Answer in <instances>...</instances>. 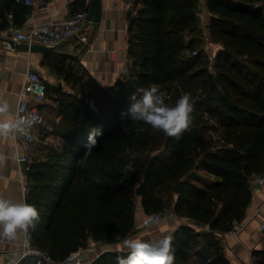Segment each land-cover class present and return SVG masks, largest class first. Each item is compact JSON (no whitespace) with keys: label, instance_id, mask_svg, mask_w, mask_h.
<instances>
[{"label":"trees","instance_id":"trees-1","mask_svg":"<svg viewBox=\"0 0 264 264\" xmlns=\"http://www.w3.org/2000/svg\"><path fill=\"white\" fill-rule=\"evenodd\" d=\"M79 2L73 12L86 4ZM205 2L210 15L203 26L200 0H143L130 16L128 72L110 88L89 91L70 66L59 63L77 85L53 88L59 117L53 133L62 141L45 157L34 156L27 172L25 199L40 212L35 248L61 260L91 237L122 241L136 228L142 195L146 212L172 207L187 220L171 232L172 264H230L219 235L245 219L253 181L264 171V0ZM29 9L24 0H0V29L22 27ZM151 84L170 103L191 92L194 119L178 138L122 116L130 97ZM92 127L103 134L83 158ZM215 130L218 139L206 137ZM150 147L158 151L141 172L139 153ZM127 252L107 249L89 264H116L115 257ZM16 264L49 262L29 254Z\"/></svg>","mask_w":264,"mask_h":264},{"label":"crops","instance_id":"crops-1","mask_svg":"<svg viewBox=\"0 0 264 264\" xmlns=\"http://www.w3.org/2000/svg\"><path fill=\"white\" fill-rule=\"evenodd\" d=\"M87 2V0H85ZM143 0H104L101 23L97 26L88 23L87 31L98 35L86 47L76 36L63 42L57 51L33 50L19 48L10 39L12 30L9 27L0 29V99H7L10 110L7 115L0 113V119L11 118L17 110L25 74L29 68L40 71L48 84L47 100L41 103L46 121L39 128L42 135L28 149L17 143L14 134L0 135V195L25 199L23 176L20 172L19 156L28 154L32 159L40 154L42 138L54 137L53 125L49 118L58 119L53 107L57 105L54 96L56 88L63 91L73 89L77 84L67 81L59 70V63L65 62L74 73L81 77L88 89L94 87H112L118 78L123 77L129 69L131 55L129 53L130 16L142 5ZM30 9L22 28L38 22L60 20L73 13L80 5L79 0H35L29 4ZM201 23L206 26L210 11L205 0H200ZM206 32L209 31L205 28ZM113 49H115L113 51ZM62 57V58H61ZM54 88V89H53ZM56 141V140H53ZM200 174H206L201 169ZM137 198V224L129 236L155 241L160 235L173 232L184 221L172 207L167 208L168 218L157 229L147 231L143 228L142 218L147 213L142 204V195ZM264 185L253 192L245 219L237 222L238 233L234 229L223 231L219 239L230 264H264ZM17 245L13 241L0 239V264H16L21 256L20 248L15 256L10 250ZM107 249H127L122 241L107 242L90 238L83 254L85 264H89L102 251Z\"/></svg>","mask_w":264,"mask_h":264},{"label":"clouds","instance_id":"clouds-1","mask_svg":"<svg viewBox=\"0 0 264 264\" xmlns=\"http://www.w3.org/2000/svg\"><path fill=\"white\" fill-rule=\"evenodd\" d=\"M130 100L131 103L122 112V116L146 122L152 128L163 130L169 136L178 138L183 130L192 125L194 104L190 91H184L175 103H170L159 93L157 87L151 84L141 87L139 95L133 94ZM9 110V101L0 99V113L7 115ZM37 119L38 117L31 113H17L11 118L0 119V135H27ZM102 134L101 127L91 128L85 142L83 158L92 153L98 143V136ZM39 219L40 212L34 203L27 199L0 195V238L15 242L17 246L10 250L12 256H15L20 248L25 250L30 248L33 231ZM157 222L158 217L153 214L144 218L145 225ZM173 239L171 233L163 235L156 241L125 235L122 238V245L128 252L127 255L118 254L115 257L116 264H172L175 257Z\"/></svg>","mask_w":264,"mask_h":264},{"label":"built area","instance_id":"built-area-1","mask_svg":"<svg viewBox=\"0 0 264 264\" xmlns=\"http://www.w3.org/2000/svg\"><path fill=\"white\" fill-rule=\"evenodd\" d=\"M27 4H33L35 0H24ZM90 6V0H87L84 7L80 10L73 12L68 17L60 20L44 21L38 22L30 25L27 28H22L15 25H10L12 30V36L15 40L25 41L29 43L39 42L44 44H56L67 40L73 36H76L79 41L86 46H89L93 39L98 38V35L91 34L87 31L88 23L86 21L87 13ZM208 39V37H207ZM208 41V40H207ZM207 46L210 47V43L207 42ZM115 49H113L114 51ZM209 57L212 61L214 60V53L209 51ZM212 67V64L210 65ZM47 81L44 75L33 68H29L25 74V81L23 89L21 91V98L18 103L17 110L14 115L31 113L38 117V119L33 123L27 135L14 134V137L23 148L28 149L32 144H34L39 138L42 137L40 133V126L45 123L46 115L41 109V103L47 100ZM141 89V88H140ZM161 94V93H160ZM59 119V117H58ZM19 161L21 162L20 172L23 176V190L26 194L28 190V175L27 172L30 169V161L28 154L24 153L19 156ZM264 185V171L257 175L253 181V190H259ZM153 214L158 217V222L145 225L144 218ZM168 218L166 211H154L147 212L142 218L143 228L147 231H152L158 228ZM264 226V223H263ZM237 225L232 228L238 233ZM163 235H160L156 240L160 239ZM3 239V238H0ZM7 241L6 239H3ZM155 240V241H156ZM86 247L79 248L71 252L65 259L56 260L51 258L48 254L43 253L39 249L35 248L32 244L29 249H21L23 255L29 254H43L49 264H85L83 260V254Z\"/></svg>","mask_w":264,"mask_h":264},{"label":"water","instance_id":"water-1","mask_svg":"<svg viewBox=\"0 0 264 264\" xmlns=\"http://www.w3.org/2000/svg\"><path fill=\"white\" fill-rule=\"evenodd\" d=\"M103 7H104V0H90V6L89 10L87 13L86 21L87 23H93L95 25H99L101 23V18L103 15ZM12 43L17 45L19 48H25V49H33V50H52V51H57V48L66 40L56 43V44H44V43H39V42H34V43H29L25 41H18L15 39H10ZM159 93L160 89L157 87ZM182 187V181L178 183L176 186V190L179 191L181 190ZM137 193L143 194L145 191V182H141L138 187L136 188ZM22 254V253H21ZM25 256L22 254L21 258ZM20 258V259H21Z\"/></svg>","mask_w":264,"mask_h":264},{"label":"rangeland","instance_id":"rangeland-1","mask_svg":"<svg viewBox=\"0 0 264 264\" xmlns=\"http://www.w3.org/2000/svg\"><path fill=\"white\" fill-rule=\"evenodd\" d=\"M208 49H209V51H211L213 53V51L211 50V46L208 47ZM86 89H87V87H86ZM92 90H94V89L92 88L89 91H92ZM161 95H165V92L162 91ZM53 122H54L53 118L50 117L49 118V124L53 125ZM208 136L209 137L212 136L213 139L214 138L218 139L221 136V132L219 130H215L214 132L208 131V135H206V137L208 138ZM53 140H56V141H53ZM61 141H62L61 138L59 136H57V135H55V139H54V137L50 138L48 135H46L44 137V139L42 138V145L39 146L40 147V154H38L37 157L38 156L45 157L46 154L49 153L50 151L54 150L60 144ZM155 149H157V148L153 149V148L150 147L147 150L141 151L139 153V156L141 158V167H142L141 168L142 169L141 172L144 171V168H145L148 160L151 158V156L158 151V150L156 151Z\"/></svg>","mask_w":264,"mask_h":264}]
</instances>
